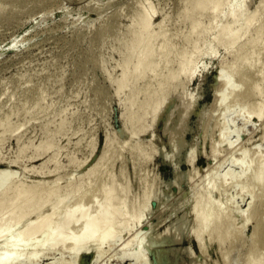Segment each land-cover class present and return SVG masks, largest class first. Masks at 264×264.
Masks as SVG:
<instances>
[{
    "label": "rangeland",
    "instance_id": "1",
    "mask_svg": "<svg viewBox=\"0 0 264 264\" xmlns=\"http://www.w3.org/2000/svg\"><path fill=\"white\" fill-rule=\"evenodd\" d=\"M185 2L0 0V171H11L7 187L22 179L40 194L55 185L62 195L70 192L49 236L58 227L65 236L83 228L81 210L78 221L64 220L80 195L81 209L98 216L113 182L110 207L121 213L113 225L118 237L105 241L100 254L91 242L77 251L70 241L49 247L52 236L42 249L20 241L13 246L20 259L10 264H251L254 257L264 264V112L249 111L264 107V0H247L244 12H258L259 20L232 47L212 43L227 3L191 13L201 34L189 44ZM144 10L154 30L149 68L120 88L122 70L135 68L137 59L122 64ZM248 36L253 42L241 46ZM225 77L232 87L223 85ZM176 139L181 144L174 148ZM57 198L28 210L16 227L9 221L11 231L47 215ZM194 208L209 209L214 222L226 210L236 236L220 242L213 227L197 234ZM9 210L1 213L6 219ZM3 237L0 252L14 250L12 238ZM139 240L143 263L127 253Z\"/></svg>",
    "mask_w": 264,
    "mask_h": 264
},
{
    "label": "bare ground",
    "instance_id": "2",
    "mask_svg": "<svg viewBox=\"0 0 264 264\" xmlns=\"http://www.w3.org/2000/svg\"><path fill=\"white\" fill-rule=\"evenodd\" d=\"M225 3L228 4V10L226 12H224L227 16L226 22H224L223 24L219 23V24L215 25L214 28H212V36H213L212 40L213 41L212 40H210V41H212V43H214V42H219V41L225 40L226 42H228L227 45L232 47L233 44H236L237 42L242 40L243 37L249 35L251 28L256 24L257 20H259L258 19L259 15H258V12H252L249 14L246 12L247 13V15H246V13L244 11H246L245 6L247 3V0H188L187 5L185 2V5H186V7H185V14L186 15L185 16H187V18H185V17H183V18H185L186 20H188V18H189V20H190V24H189L190 29H188V32L186 35V37H187L186 40H188L189 44H190V42H194L195 38L198 39V37H193L195 35L194 33H197V36H198V34L199 35L201 34L199 32L200 23H199V21H197V19H195V17H193L191 15V13L194 12V10H202L204 8H207V7L217 9ZM139 19H140L139 22L137 24L134 23L135 25H133L134 36L131 39V41L129 42V44H127L128 45L127 46L128 51H127L126 57L124 58L125 59L124 63L122 64L123 69H124L129 65L130 59H133L134 61H135V59H137L136 64H135V68H134V70H129V71L128 70H122V74H121V77L119 80V87L120 88L126 87V85L128 84V80L131 79V77L133 76L134 73H136L137 78L144 77V74L146 73L147 69L149 68V64H150L149 62H150V56H151L150 48H151V43H152V39H153V35H154V30L151 29V27H152V25H151L152 13L150 11L144 10L143 13L141 14V16L139 17ZM136 21H137V19H136ZM187 23H189V22H187ZM251 42H253V39H252V37L250 38V36H248L247 40L245 42L241 43V46H246L247 44H249ZM137 43L140 45L136 47ZM190 58H193V56L191 55L189 57V59H184L183 63L184 64L190 63ZM244 60H245L244 58H241V61H244ZM187 66H188V64H187ZM220 76H224V75L220 73ZM223 81H224L223 85L227 86L228 88L232 87V82L229 81L226 77L223 78ZM222 95H223V101H224L226 98L225 91L222 92ZM159 106H160V103L154 102L153 111L156 112L158 110ZM249 111H251L254 114H257L258 117H261L263 115V112H264V107L260 106V107L255 108V106L252 105V106H250ZM140 116H138V119L140 118ZM224 135H226V134H224ZM226 138H228V137H226ZM226 138H225V141H222L223 143L230 141V140L226 141L227 140ZM229 143H227L228 144L227 146L230 148L229 145L231 144V147H232L234 142L230 143V144ZM180 144H181V140H178V139H176L173 142L174 148L179 147ZM241 166H242V164H241ZM5 171L6 172L3 171L4 172L3 175H2L3 172L0 171L1 172L0 176H2V178L4 179V180L2 179L3 181L0 179V181H2V184H1L2 188L0 187V240H2V237L4 236V234L6 232L7 233L9 232L8 234H10V232H12L11 230L15 224L16 225L14 227L19 225V223L21 224L22 219H23L22 222L24 221L23 217L27 214L28 210H31V209L32 210H43L44 206L47 205L48 201L50 199H52V196H54V195L58 196V198H57L58 203H57V205H55V207L51 211H49L51 213L46 211L45 214L47 212L48 213H47V215H44L43 212H40L43 214L42 215L43 217L41 218V216H38L37 218H39V219L41 218V220H39V219L35 220L34 219V222L32 220L33 223L30 221L31 223L30 224L28 223L29 225L23 226L25 229L21 228V230H18V233H16V234H14V232H12L14 234V236H12V237H11V235H13V234L7 235L8 237L10 236L12 238L11 239L9 237L11 240H9V242H8V243L11 242L12 247L13 246L14 247L19 246L20 241L25 242L24 244H27V243L32 244L31 241H33V245H35L36 247H39L41 245V249H42V248H46L48 245H50L49 247H52L54 243L56 246V244L60 243L62 240V241H65V243L70 241L72 244L70 242H69V244H71V246L73 248H75L74 251H77L78 249H80V245L82 243L84 245L96 243V245L94 244V246L95 247L97 246L96 247V248H98L97 253L99 252V254H100L101 250L99 251V249L102 248L101 246L103 245V243L105 241H107L111 238L118 237V233L116 234V231H115L113 225H114V221L115 220L117 221V217L121 216V213L117 210H116V212H114L115 210L113 211L112 210L113 208L111 209V207H110L111 203H112V199L114 197H116L115 193L117 190V186H115V184H114L115 182H113L111 187L108 189L109 193L107 195L108 196L107 197V205L101 209L100 214L98 216H96V215L90 216L91 214H89V216H88V213L85 210H82L83 208L81 209V207L83 206V204H81V202L84 200L82 196H84V195H80L79 196V197H81L80 200L78 199L79 201H77V204L76 203L74 204L76 206L73 205L72 206L73 208L71 207V210H69L70 208L68 209L69 211L66 210L65 216L67 217V219L65 218L64 220L66 222L69 220L68 221L69 224H70V221H72V223H73L75 217L77 218V216H78L77 213H79V211L81 210L82 213L80 212L81 213L80 215L83 217V221L85 220V222H82L84 224V226L81 224V227L83 226V228L79 227V228H81V230L80 229H79L80 231L75 230V232L77 231L76 233L70 232L68 230L70 233H68V231H66V233H68V234L65 236V232L63 231L64 232V234H63L61 231L63 228L60 226L62 228L61 229L57 226L58 229L51 228V230L53 229V232L51 231L52 234L54 233V235H52L53 236L52 237V236H49L50 226L56 228V225H57L56 222L54 221L53 217L58 212V209L61 208L60 207L61 204L62 203L64 204V201L68 200L67 196L70 195L69 194L70 192L69 193L67 192L69 195L68 194L62 195L58 192L59 185H55L54 187H52L51 189L46 191V193L40 194L38 192L37 187L33 186L32 184H31L32 185V187H31L30 184L29 185H28V183L26 184L24 181H22V179L20 180L21 182H19V181H17L18 183L14 182L15 184L17 183V185L14 186V183H11L10 184L11 186L9 187V185H8V187H7V184H6L7 180L6 179L8 177H11V176H9V175H11V174H9V172L11 173V171L8 169H6ZM243 172H245V170H243ZM4 175L6 176V178H4L5 177ZM225 177L223 176V178L220 180L225 181V179H227V175ZM9 180H10V178H9ZM4 185H6V189H5ZM29 187H30V189H29ZM3 188H4V190L2 191ZM210 188H211V186H210ZM210 188L208 186V189H210ZM204 194H206V192L203 193V195ZM113 201H114V199H113ZM199 202H200V197H199ZM21 205H22L23 212H22V214H19L18 209H21L20 208ZM5 209H10L9 211H10L11 215L7 219L5 218L4 215H1L2 211ZM194 210L195 211H193V212H195V215H196V219L195 218L194 219L197 220V222H195L196 226L194 229H195V232H198L197 234L201 235L204 233V231L208 227H213L216 230V235H217V238L219 239L220 242H224V241L230 239V237L233 234H234V236H236L235 235V231H237L235 229V227L237 226V225H235L236 221L233 218H230L232 215L231 216L227 215L226 210H225V213L220 216V219L217 222L213 221V215L211 214V211L209 209H202V208L195 209L194 208ZM231 213L232 212H230L229 215ZM143 215H142V217H143ZM82 217H80V218H82ZM38 220L40 222L41 221L44 222V223L42 222V224H41L42 226L44 225L43 226L44 228L42 227L41 232L38 230L39 229L38 227L40 225L39 224L40 222ZM141 220L142 219H140L139 221H141ZM245 220H246V218H245ZM9 221H10V224H11V222L13 223V226H9L10 225ZM75 221H78V220L75 219ZM106 221H108V224H106V226H105L104 223H106ZM132 221H133V219H130V220L128 219V225L130 223H132ZM66 222H63V223L66 224ZM52 223H55L54 224L55 226H52L51 225ZM63 223H61V224H63ZM65 224H63V225H65ZM124 224L127 226L128 229L130 228V227H128L126 222ZM6 226L10 230L7 229L8 231H5V233H4ZM103 226H105V228ZM129 226H133V224H131ZM20 227L21 226H19L18 228H20ZM66 227L69 228V225H67ZM176 229H179V227ZM36 230L39 231L40 233L36 232ZM54 230H57V231H54ZM58 230H59V232H58ZM167 231H169V229ZM32 233L33 234L38 233V235L34 234V236L35 237L38 236V238L35 239V237L33 236ZM60 233H62V234H60ZM240 233H239V235H241ZM258 233H259V230H258V232H256V234H258ZM28 234L31 235V237L33 239L29 238L30 239L29 240ZM62 235H64L65 237ZM7 236L3 237V239L4 238L6 239ZM26 236H28V237L26 238ZM170 236H172V235H170ZM51 237H52V239L48 240V241H50V243L49 244L47 243L46 244L47 246H46L45 243L48 242L47 238H51ZM133 238H135V237H133ZM163 238H165V237H163ZM23 239H25L26 241ZM130 240H131V238H130ZM232 240H234V239L232 238ZM138 242H139V243H137L138 247L136 248L135 251L133 250L131 252H127V253H129L128 256L133 258V260H137V262L140 258H141L140 261L144 259L143 258V256H144V254H143L144 253L143 242L144 241L139 240ZM17 243H19V245ZM129 243H131V242L128 240L127 243H125L124 246H122V247H124V248H122L124 250V253H126V251H127L126 249H127V246L129 245ZM21 244H23V243H21ZM31 244H29V245H31ZM151 244L153 245L154 241L151 242ZM155 244H156V242H155ZM9 246H11V245H9ZM44 246H46V247H44ZM81 246H83V245H81ZM91 247H92V244H91ZM148 248H150V247H148ZM37 249L39 250V248H37ZM37 249H35V251H37L36 253L38 254ZM14 250H15V248H14ZM14 250L10 249L8 251H3L4 253L0 252V264H10L12 262L14 263L15 260L20 259L19 254L16 255L17 249L15 251ZM18 253H20V252H18ZM141 253L143 256L141 255ZM31 254H33V256L35 255L33 253V251ZM32 259H34V258H32ZM76 260H74L73 262L71 261L72 263L70 262V264H76ZM251 262H249V263H251V264H262V262L260 261V258H255V257L251 259ZM136 264H138V263H136Z\"/></svg>",
    "mask_w": 264,
    "mask_h": 264
}]
</instances>
